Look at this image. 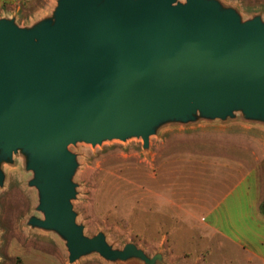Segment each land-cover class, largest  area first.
I'll use <instances>...</instances> for the list:
<instances>
[{"label":"water","instance_id":"1","mask_svg":"<svg viewBox=\"0 0 264 264\" xmlns=\"http://www.w3.org/2000/svg\"><path fill=\"white\" fill-rule=\"evenodd\" d=\"M21 25L0 16V187L23 158L38 196L32 228L65 243L69 263L168 264L136 243L112 245L78 221L71 146L143 140L171 125H264V18L222 0H54Z\"/></svg>","mask_w":264,"mask_h":264},{"label":"rangeland","instance_id":"2","mask_svg":"<svg viewBox=\"0 0 264 264\" xmlns=\"http://www.w3.org/2000/svg\"><path fill=\"white\" fill-rule=\"evenodd\" d=\"M222 1L237 7L244 18H264V0ZM53 4L25 3L18 22L26 25L49 14ZM71 150L79 159L73 203L87 235L104 231L116 248L133 242L150 256L160 251L168 264H261L249 263L232 246H221L222 240L209 236L201 219L205 208L241 180L252 188L250 196L239 195L236 203L242 207L247 197L255 198L264 212V125L242 119L171 125L150 138L148 150L138 138L97 146L78 143ZM5 173L0 264H16L18 258L23 264H71L58 235L27 224L31 215L42 214L36 210L37 191L28 186L32 173L25 171L23 158L17 156ZM73 264L144 263H112L91 254Z\"/></svg>","mask_w":264,"mask_h":264},{"label":"crops","instance_id":"3","mask_svg":"<svg viewBox=\"0 0 264 264\" xmlns=\"http://www.w3.org/2000/svg\"><path fill=\"white\" fill-rule=\"evenodd\" d=\"M29 1L0 0V16L19 15L21 7ZM212 165L213 168L216 166ZM250 188L252 186L246 180L230 186L216 203L205 208L201 224L209 236L222 240L221 246H232L243 252L249 263L258 261L264 264V212L261 205L250 197L245 199L242 207L236 203L239 195H249Z\"/></svg>","mask_w":264,"mask_h":264},{"label":"trees","instance_id":"4","mask_svg":"<svg viewBox=\"0 0 264 264\" xmlns=\"http://www.w3.org/2000/svg\"><path fill=\"white\" fill-rule=\"evenodd\" d=\"M16 264H23L21 258H18V259H17Z\"/></svg>","mask_w":264,"mask_h":264}]
</instances>
